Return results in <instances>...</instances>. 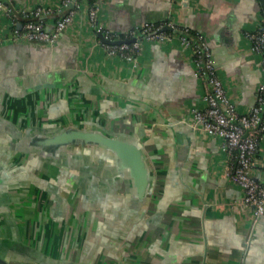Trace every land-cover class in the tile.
Here are the masks:
<instances>
[{"label":"crops","instance_id":"0c3cea01","mask_svg":"<svg viewBox=\"0 0 264 264\" xmlns=\"http://www.w3.org/2000/svg\"><path fill=\"white\" fill-rule=\"evenodd\" d=\"M11 1L32 10L60 0ZM95 2L113 31L171 19L175 31L202 34L238 111L257 103L264 69L250 34L264 21L261 0ZM82 15L56 45H0V238L39 247V238L61 242L72 228L78 264H264V216L253 227L251 210L239 205L242 189L224 177L222 141L174 125L205 106L207 90L180 32L164 43L142 39L133 64L109 56ZM0 16L6 35L10 23ZM45 83L55 87L36 89ZM69 125L139 142L149 193L136 191L111 151L49 142ZM257 159L254 174L264 179V141Z\"/></svg>","mask_w":264,"mask_h":264},{"label":"built area","instance_id":"2783aa9c","mask_svg":"<svg viewBox=\"0 0 264 264\" xmlns=\"http://www.w3.org/2000/svg\"><path fill=\"white\" fill-rule=\"evenodd\" d=\"M71 4L75 8H69ZM80 9L81 0H60L57 6H38L32 10L17 8L11 0H0V10L10 23L8 33L0 35V45L32 41L53 45L74 24ZM99 12L100 6L96 2L88 5V19L95 34L103 35L107 41L135 39L131 43L112 44L99 38L106 53L133 64L142 52V39L164 43L172 40L174 35L162 31L164 23H145L124 33L113 31L99 21ZM179 32L181 42L193 51L195 74L207 89L205 106L193 108L192 117L203 133L222 141L221 150L226 156L224 177L242 189L239 205L250 209L254 218H260L264 214V179L256 177L254 170L258 164L257 153L264 141V82L258 87L257 103L246 113L238 111L218 75L207 39L200 33L191 34L188 29ZM250 39L252 50L261 55L264 69V21L250 34Z\"/></svg>","mask_w":264,"mask_h":264},{"label":"water","instance_id":"95a60500","mask_svg":"<svg viewBox=\"0 0 264 264\" xmlns=\"http://www.w3.org/2000/svg\"><path fill=\"white\" fill-rule=\"evenodd\" d=\"M261 1L264 5V0ZM70 7L73 8L74 5L71 4ZM80 12L84 14V17L82 15L81 22H86L87 24L89 21V19L87 18L88 7L81 8ZM169 21H171V19L165 20L167 24L163 27L162 31L179 32L175 31V29L168 24ZM19 27H21V25H19ZM98 37L102 41L112 44H121L123 42L131 43L135 41V39L107 41L101 34H98ZM57 43L53 45H56ZM44 87H55V85L53 83L40 84L36 87V89H42ZM178 124H183L188 127L195 138L201 136L214 138L201 131L200 126L195 122L192 117L191 110H187L181 119H179L177 122H174V125ZM62 129L63 130L55 138L49 139V142L51 144L53 142H58V146L62 148V151L64 148L70 145H91L105 150H109L112 152L113 159L118 162V167L121 173L125 174L127 177H130L132 185L134 188H136V191L142 196L147 195L149 193L152 183L151 168L149 166L147 156L144 153L142 146L139 142L130 141L119 136H111L110 134L102 130L87 131L77 125H69ZM180 142L185 143V145L188 143L185 138L184 140H180Z\"/></svg>","mask_w":264,"mask_h":264},{"label":"flooded vegetation","instance_id":"af4514ba","mask_svg":"<svg viewBox=\"0 0 264 264\" xmlns=\"http://www.w3.org/2000/svg\"><path fill=\"white\" fill-rule=\"evenodd\" d=\"M74 215L77 216L79 225L81 221L83 225L84 218L88 220L85 213L81 214L80 211H78V213L75 212ZM263 216L264 214L256 219L251 212V223L253 227ZM63 226L64 225H62V228ZM63 231L64 234L66 233V238L59 237L61 242L56 243V240L54 241L53 239V241H51V238H39V247L30 244L29 241L14 240L10 237L0 238V264H78L75 261L73 262V260H77L75 249L77 251L78 247V245L72 243L74 231L72 228L68 229L67 227L66 230ZM48 234L52 236L50 231H47L45 235ZM35 240L37 241V238ZM85 240L86 239H83V242ZM75 246L77 247L75 248Z\"/></svg>","mask_w":264,"mask_h":264},{"label":"rangeland","instance_id":"374dc122","mask_svg":"<svg viewBox=\"0 0 264 264\" xmlns=\"http://www.w3.org/2000/svg\"><path fill=\"white\" fill-rule=\"evenodd\" d=\"M3 23H4V20H3V18L0 16V27L3 25ZM88 23L91 25V22L90 21H88ZM43 248V247H42Z\"/></svg>","mask_w":264,"mask_h":264},{"label":"trees","instance_id":"16d2710c","mask_svg":"<svg viewBox=\"0 0 264 264\" xmlns=\"http://www.w3.org/2000/svg\"><path fill=\"white\" fill-rule=\"evenodd\" d=\"M89 2H90V4H92L93 2H95V0H90ZM190 33H191V34H194L195 32H191V31H190Z\"/></svg>","mask_w":264,"mask_h":264}]
</instances>
